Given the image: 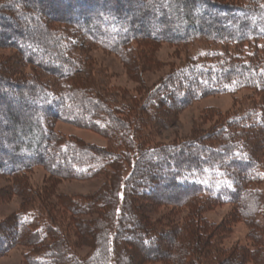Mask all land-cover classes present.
I'll return each mask as SVG.
<instances>
[{"label": "trees", "instance_id": "obj_1", "mask_svg": "<svg viewBox=\"0 0 264 264\" xmlns=\"http://www.w3.org/2000/svg\"><path fill=\"white\" fill-rule=\"evenodd\" d=\"M231 1L0 4V49L15 53L0 56V177L15 179L24 198L0 221V257L25 246L26 264H264V0ZM197 41L213 49L173 69L140 103L80 79L89 48L116 55L137 75V63H155L140 47ZM243 91L257 99L242 114L188 141L150 143L190 105ZM58 122L92 130L107 146L65 140L53 131ZM38 166L52 184L105 180L92 195L50 204V194L42 200L26 188L24 176ZM220 205L234 211L209 222L204 213ZM161 209L188 212L171 222L156 217ZM238 221L249 228L247 244L227 248Z\"/></svg>", "mask_w": 264, "mask_h": 264}, {"label": "rangeland", "instance_id": "obj_2", "mask_svg": "<svg viewBox=\"0 0 264 264\" xmlns=\"http://www.w3.org/2000/svg\"><path fill=\"white\" fill-rule=\"evenodd\" d=\"M2 2L4 0H0V4ZM225 2L232 1L225 0ZM209 49H213V47L203 41L194 42L186 47L163 44L157 46L152 52L149 51L150 54L140 47L139 51H143L144 55H150L155 63H147L143 69L142 64L137 63L138 72L135 75L128 70V67L116 55L97 47L89 48L84 54L90 59L88 60L86 75H80V79L84 80L86 78L91 83L93 82L96 87L104 84L109 93L120 92V97L124 98V101L140 103L146 92L158 85L162 78L166 77L173 69L185 64L189 59H195L206 54ZM13 55L15 53L12 50L0 49V56L4 58H11ZM24 71L29 74L32 70L25 68ZM104 87L102 89H105ZM255 99L257 98L252 96L250 91H243L236 95L206 97L179 112L166 128L157 129L151 136L150 143L153 145H169L191 140L199 133L209 131L221 119L234 114H242L241 112L246 110ZM19 116L23 117L24 114L19 113ZM20 128L17 127L18 130ZM53 131L65 140L77 139L98 148H104L108 143L106 138L92 130L61 122L54 125ZM104 180L103 177L98 176L85 181L58 180L52 184L53 180L50 174L41 166L34 168L24 176L27 190L30 189L36 197L41 196L42 200L45 198L44 193L50 194L51 197L49 201L47 200L50 204L55 203L56 198L60 196L92 195L100 189ZM16 185L17 181L15 179L0 177V221L14 216L24 204V198L15 190ZM34 201L33 203H37L36 199ZM233 211L234 207L232 205L213 206L204 213V217L209 222L220 224L228 219ZM170 212L171 209H161L156 217L164 216L169 218L171 222H181L188 210L183 209L180 214L171 213L172 215ZM248 235L249 228L244 222L234 223L224 242L225 247L229 248L237 243L246 245ZM28 251L29 249L25 246H17L0 257V264H26L24 256ZM89 251L88 248H82L77 252L81 256H86Z\"/></svg>", "mask_w": 264, "mask_h": 264}]
</instances>
